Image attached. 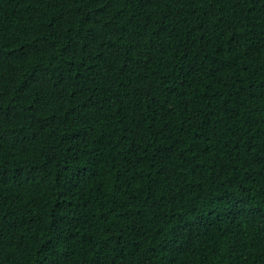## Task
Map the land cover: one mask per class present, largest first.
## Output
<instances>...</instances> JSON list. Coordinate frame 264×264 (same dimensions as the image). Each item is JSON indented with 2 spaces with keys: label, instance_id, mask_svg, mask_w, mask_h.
I'll use <instances>...</instances> for the list:
<instances>
[{
  "label": "trees",
  "instance_id": "trees-1",
  "mask_svg": "<svg viewBox=\"0 0 264 264\" xmlns=\"http://www.w3.org/2000/svg\"><path fill=\"white\" fill-rule=\"evenodd\" d=\"M0 264H264V0H0Z\"/></svg>",
  "mask_w": 264,
  "mask_h": 264
}]
</instances>
